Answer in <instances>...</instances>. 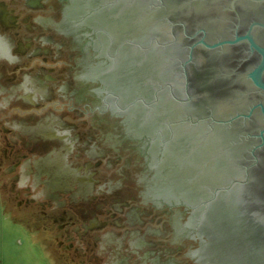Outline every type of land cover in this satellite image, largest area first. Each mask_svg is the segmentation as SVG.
Masks as SVG:
<instances>
[{"label": "water", "instance_id": "water-1", "mask_svg": "<svg viewBox=\"0 0 264 264\" xmlns=\"http://www.w3.org/2000/svg\"><path fill=\"white\" fill-rule=\"evenodd\" d=\"M27 1L0 0V8L11 11L18 25L5 29L0 21V35L15 39L13 63L0 59V86L16 89L24 75L37 79L41 70H48L55 82L45 83L49 91L36 101L38 89L16 93L33 105L15 98L4 105L6 95L0 94V147L3 152L7 149L9 162L73 263L116 264L128 241L132 245L133 239L124 233L129 230L141 234L138 256L146 254L147 262L142 259L140 264H264V0H89L87 4L99 8L86 24L109 44L104 51L109 63L99 66L94 76L109 84L111 111L122 110L118 116L128 118L127 132L134 137L150 138L154 133L166 143L170 139L182 143L173 154L174 173L188 181L194 195L179 193L182 200L173 196L175 205L170 209L142 188L148 172L142 162L146 150L135 148L137 140L103 111L102 100L96 108V96L85 100L77 94L84 91L85 77L77 81L73 74L86 56L75 39L59 32L61 2L39 0L42 7L31 8L25 6ZM53 116L74 126L70 132L78 140L68 162L73 167L95 165L96 186L105 180L116 183L117 173L126 171L116 193L127 205L118 213L111 201L98 200V194L74 203L61 194L64 203L58 207L44 198L42 186L26 177L22 157L37 161L46 152L32 157L36 151L23 145L28 139L17 131L8 135L5 129L18 121ZM167 116L171 121L164 119ZM43 163L53 166L48 172L38 166L51 174L48 184L62 186L63 160L56 157ZM166 185L158 188V196L166 197ZM134 196L136 200H131ZM180 201L199 220L201 247L194 252L188 250L197 247L193 237L184 238L190 228L184 225L186 214L177 209ZM98 203L104 204L98 219L108 217L110 223L102 229L78 230L83 214L95 213ZM116 218L124 222L121 227L111 224ZM147 227L160 229L163 237L161 231L145 235ZM136 259L133 256L131 264Z\"/></svg>", "mask_w": 264, "mask_h": 264}, {"label": "flooded vegetation", "instance_id": "flooded-vegetation-1", "mask_svg": "<svg viewBox=\"0 0 264 264\" xmlns=\"http://www.w3.org/2000/svg\"><path fill=\"white\" fill-rule=\"evenodd\" d=\"M60 3V8H59V13L61 16V22L57 25L58 28L60 29V33L64 35H70L72 39H75L77 41V44L80 46L83 54L86 56L83 64L79 66L80 69H78L73 75L75 76V79L78 78L82 80L80 77H85L84 81V91L82 93V90H80L77 94L78 95H83L87 100L89 99L86 96H96L97 100L95 101V106L96 108L98 106H101V100L103 101V111L105 109L107 112H109V116L112 119H115L118 121L120 124L119 127H121L127 136L134 137L131 134L127 132V123L126 120L128 119L124 114L121 116H118V114L122 113V110L119 112H112L111 107H109V102L107 99H109L108 95L109 92L106 89V87L109 86L107 80L103 78V83L95 77V73L99 70V66H103L109 63L108 61V56L106 53H104L105 50L109 49V44L104 41H101L100 37H98L95 29H93L91 26L86 24L85 22L87 17H90V15L96 11L99 7L93 8L88 4L89 0H59ZM27 7H33V8H41L42 6L39 3V0H29L27 1V4L25 5ZM11 11L9 10H2L0 8V21L1 24L4 26L5 29H16L18 27L16 20L11 18ZM39 22H42L40 20ZM46 27V26H42ZM10 38V39H9ZM3 37L0 35V59L5 60L6 62H11L15 60V57L11 55L12 49H13V42L14 38L10 37ZM12 40V41H11ZM50 40V39H49ZM20 45V43H19ZM19 49V47H18ZM101 51H103V54H101ZM92 54V55H91ZM47 71H40L38 78H34L33 76H30L28 74L24 75L22 78L21 84L16 88V89H6L4 86H0V94H5L6 95V100H4V105H9V102L12 101V99H19L23 100L24 103L28 105H33V102L27 101L21 96H16V93L18 91L23 92V94L27 91H35L36 89L39 90L36 91V99L40 98H45V96L48 93V86L45 83L48 82H55V78L48 75ZM78 77V78H77ZM27 91H26V89ZM103 95L104 98H103ZM122 107V106H121ZM104 115V114H103ZM101 115L97 116V119L101 120L102 118ZM33 119V118H32ZM23 120L22 122L18 121L16 122V125H8V128L5 129L6 132H8V135L12 133V131H17L21 133L25 139H28L25 143L23 142V145L32 151H36L32 157L37 155L40 151L46 152L45 155L41 158H39L37 161L33 160H28L29 158H24L26 156H23V162L24 167L27 170H24V174L26 175L27 178L32 177V181L34 185H40L43 187L42 193L44 198L52 200L55 205L58 207H61L64 202L61 200V194H66L69 195L67 196L68 201L70 203H74L76 200L79 198L82 200L88 199V196L93 197V194H98L100 195V198L98 200H108L113 203L112 205V210L115 211L114 213H118L119 210H122V207L126 206L127 203L123 202L116 191L120 188L122 181H124V173L126 172L125 170L121 169V172L119 171L117 173L118 179L116 180V183H113L111 180H105L104 183L100 184V186H96L98 184V180L94 179L95 176V171L93 168L95 165L91 164L90 162H86L83 167L77 166L73 167L72 165L69 164L68 157L69 155L73 154V149L75 144L77 143L78 138L75 136H72L70 132V128H73V125H68L65 124V122L61 121V119H57L54 116L50 119L46 120ZM135 119V118H133ZM166 121H171V118L167 116V118H164ZM102 121V120H101ZM157 121V120H156ZM103 122V121H102ZM64 124V127H63ZM72 130V129H71ZM163 130L160 129V131ZM165 131H169V128H164ZM178 137V136H177ZM135 140H137V143H134L135 148L137 147L138 149L143 147L142 149L146 150V156L143 158L142 162H146L147 164V169L148 172L146 173L145 179L142 181L141 185L144 190V192L148 195H150L152 200H160L159 204L162 206H174L173 200L176 198L173 196L179 197V193L183 194H189V195H194L192 190L188 187V181L184 178L180 177L177 178V174L174 173V161H173V154L179 150V147L181 146V142L179 141H173L169 140L168 143L164 141L161 137H157L154 133L152 136L149 138L146 135H142L141 137H134ZM133 138V139H134ZM183 146H185L183 144ZM46 147V148H45ZM40 149V150H37ZM48 149V151L46 150ZM7 149L3 152V156L6 159L7 158ZM172 154V157H170ZM56 155V156H55ZM56 157H59V159L63 160V165L66 168V173L62 175V179L64 181V184L62 186H59L58 188L52 187L49 183L51 174L42 172L41 170H38V166L42 165V169H46L47 172L48 170L53 167L51 165H47V163L41 164V162L45 159L52 160ZM175 159V158H174ZM180 160H183L182 158ZM109 162V161H107ZM21 163H15V165H20ZM107 166H110L109 163H107ZM14 166H10L5 173L11 172L12 168ZM90 170V171H89ZM75 171V173H73ZM124 172V173H123ZM129 172V170L127 171ZM167 180V181H165ZM47 182V186H46ZM167 183L165 187L166 189H163L164 192L166 193V197L163 198L162 193L160 196H158V188H162V184ZM174 193V194H173ZM158 196V197H157ZM196 198V197H195ZM1 199V198H0ZM164 199H170L171 203L168 204V200ZM131 200H136V196L132 197ZM179 200H182L181 198ZM107 201V202H108ZM105 203V201H102ZM106 202V203H107ZM103 203H98L95 207L96 210L95 213H90V211H86L83 215L84 220L82 225H80V228L77 227V229H81L82 232L86 231H91L93 227H97L99 229H102V227L107 226L110 221H108V217H103L102 220L98 219L97 214H101L104 208ZM178 207L177 209L180 210V213L186 214L184 216L185 221L184 225H186L188 228H190V231H188L185 235L184 238L187 236L193 237V243H197V247L192 245L188 250L190 251L192 249V252H194L197 249H200V238L197 234V225L199 220L193 216V211L189 207L185 206L182 201H180L178 204H176ZM111 206V204L109 205ZM108 206V207H109ZM118 209H116V208ZM170 207H168L170 209ZM1 208V205H0ZM189 208L190 212H189ZM108 210L105 211L107 213ZM112 211V212H113ZM171 211H166V216L169 215ZM6 215V214H5ZM110 217V216H109ZM132 218V216H130ZM129 216H127L126 219H130ZM174 218H171V225L173 226V221ZM127 222V220L125 221ZM112 225L115 227H121L124 222L120 218L112 219ZM75 227V228H76ZM158 233L157 231H161L160 229L156 230V228H149L147 227L145 230V235H153L157 236ZM138 232V231H137ZM125 236H128L129 239L132 240V245H130V242L128 241L129 247L126 249L124 252V249L121 250L118 253V258H117V263L116 264H131V259L133 256H136L137 262L135 264H140L141 260L143 259L144 262H147L146 254L140 258L139 251L140 248L142 247V242L140 239H137L138 233L139 235L140 232L137 234H133L132 232L130 233L129 230L124 231ZM189 234V235H188ZM187 235V236H186ZM102 236V235H101ZM106 236V235H105ZM159 237H163L162 231L159 234ZM105 237L102 238V242L104 243ZM137 239V240H136ZM133 242H137L138 244L135 245ZM192 243V244H193ZM106 244V242L104 243ZM147 246H152L153 242H147ZM122 245H120L118 248L120 250ZM167 253H170L168 249H164ZM164 251V253H165ZM188 251V252H189ZM187 252V253H188ZM191 252V254H192ZM163 254V253H161ZM152 255V254H149ZM195 259V258H194ZM150 261H148L149 263ZM196 262V259H195ZM170 264V263H168ZM199 264V263H195Z\"/></svg>", "mask_w": 264, "mask_h": 264}, {"label": "rangeland", "instance_id": "rangeland-1", "mask_svg": "<svg viewBox=\"0 0 264 264\" xmlns=\"http://www.w3.org/2000/svg\"><path fill=\"white\" fill-rule=\"evenodd\" d=\"M10 166L0 147V264H74Z\"/></svg>", "mask_w": 264, "mask_h": 264}]
</instances>
